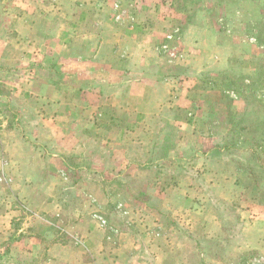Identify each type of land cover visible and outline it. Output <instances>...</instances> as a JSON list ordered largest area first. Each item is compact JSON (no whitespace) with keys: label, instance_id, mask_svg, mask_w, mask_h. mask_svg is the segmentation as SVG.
I'll return each mask as SVG.
<instances>
[{"label":"rangeland","instance_id":"rangeland-1","mask_svg":"<svg viewBox=\"0 0 264 264\" xmlns=\"http://www.w3.org/2000/svg\"><path fill=\"white\" fill-rule=\"evenodd\" d=\"M0 144L145 257L264 264V0H0Z\"/></svg>","mask_w":264,"mask_h":264},{"label":"crops","instance_id":"crops-1","mask_svg":"<svg viewBox=\"0 0 264 264\" xmlns=\"http://www.w3.org/2000/svg\"><path fill=\"white\" fill-rule=\"evenodd\" d=\"M116 18H119V15ZM181 25L182 27L178 28L181 36L183 29L187 27L186 31L188 26L194 28V32L203 28L189 22ZM208 28L210 31L212 30L211 27ZM187 37L194 38L188 35ZM190 43L196 44V40L192 39L188 42V44ZM216 50L219 52V49ZM215 64L216 62L213 63V65ZM117 79L110 81L109 84H114ZM167 79L170 78H162L160 86ZM172 79V82H175L174 87L180 90L181 95V89L184 90V88L179 86L183 81L177 77H172ZM110 94L116 95L117 93ZM178 100H182V97H179ZM0 149L2 150L1 144ZM47 150L45 148L50 157L59 155L51 154ZM63 150L65 151V149ZM64 151H61L60 158L64 162V166H68V162L62 156ZM3 164L0 160V171ZM46 164L44 165L43 178L34 179L30 175H25L20 178L15 177L11 184H9L11 179L1 173L2 171L0 172V184L1 182L7 183L6 185L9 187L5 193L0 189V264H149V262L166 264L168 262L166 241H155L154 248L157 250V254L150 259L145 257L142 252L143 248L141 251L137 248L132 250V247L142 246L143 243L136 240L128 241L127 237L119 238L117 236L119 229L112 222H109L108 228L96 233L98 230L95 231L93 228H98L100 225L94 218V214H105L104 209H69V207L65 209L62 204L65 193L62 185L65 181L68 182V179L64 176V171L61 173L59 170L52 169V165L48 168ZM54 179L62 184L59 195L53 192V189H48V182L51 183ZM43 188L45 191L42 192ZM38 197L44 200L41 201ZM109 214L111 215V213ZM84 222L90 223L92 226L87 229L84 227L79 229L80 225H85ZM255 223L256 220L253 219L249 225L252 226ZM198 240L200 243L202 242V239ZM124 247L128 251L126 254L121 252ZM252 247L259 254L264 252V244L261 239H257ZM236 249L238 255L245 250L242 243H239ZM136 252L140 254L137 255Z\"/></svg>","mask_w":264,"mask_h":264},{"label":"built area","instance_id":"built-area-1","mask_svg":"<svg viewBox=\"0 0 264 264\" xmlns=\"http://www.w3.org/2000/svg\"><path fill=\"white\" fill-rule=\"evenodd\" d=\"M102 222H104V220L102 219Z\"/></svg>","mask_w":264,"mask_h":264}]
</instances>
